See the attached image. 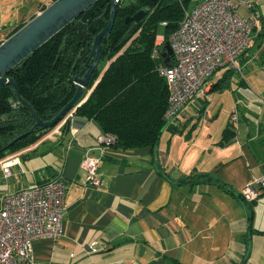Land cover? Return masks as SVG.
Wrapping results in <instances>:
<instances>
[{"label":"crops","instance_id":"crops-1","mask_svg":"<svg viewBox=\"0 0 264 264\" xmlns=\"http://www.w3.org/2000/svg\"><path fill=\"white\" fill-rule=\"evenodd\" d=\"M240 1L237 13L255 17L256 26L248 51L238 59L239 70L223 89L227 95L220 90L225 98L221 122L207 112L216 99L210 85L225 69L171 119L176 132H162L154 162L149 147H98L100 128L91 120H76L74 137L69 132L42 137L19 151L21 165L11 167L10 177L0 169V201L6 193L64 180L63 235L33 242L36 264H264V233H252L264 228L254 229L252 221L249 227L250 202L212 182H187L189 176L206 174L240 195L264 174V0ZM49 4L0 0V44ZM201 95L202 106L186 111ZM225 128L232 137L222 146ZM86 156L99 159V187L85 184L81 161Z\"/></svg>","mask_w":264,"mask_h":264},{"label":"trees","instance_id":"trees-1","mask_svg":"<svg viewBox=\"0 0 264 264\" xmlns=\"http://www.w3.org/2000/svg\"><path fill=\"white\" fill-rule=\"evenodd\" d=\"M54 1L50 0V4ZM110 1L95 2L30 54L24 64L17 65L6 75L14 79L21 98L42 122L52 120L74 97L76 85L73 77L88 59L94 37L107 25ZM201 1L118 0L110 35L101 39L100 61L76 104L75 121H93L103 133L115 136V147L123 150L149 147L150 159L154 162L162 132L165 129L176 132V128L165 120L169 90L165 79L158 74L159 68L167 66L166 57H163L164 45L177 30L183 12ZM140 10L147 11L143 19L138 23H125L127 17ZM159 27L163 29L162 35L158 33ZM18 29H14L10 36ZM160 35L163 37L157 46L160 53L153 58L155 41ZM169 59L170 65L172 57ZM238 59L237 66L240 67ZM237 71L225 69L223 76L211 83L209 90L214 92L227 88V80ZM54 127L43 129L36 126L29 111L16 98L13 88L0 86V160L35 144ZM231 137V130L225 128L218 144H227ZM187 182H212L225 192L242 198L241 194L236 195L225 184L213 181L206 174L189 176ZM252 202L254 204L255 200ZM250 221L251 211V228ZM252 233L264 231L254 230Z\"/></svg>","mask_w":264,"mask_h":264},{"label":"built area","instance_id":"built-area-1","mask_svg":"<svg viewBox=\"0 0 264 264\" xmlns=\"http://www.w3.org/2000/svg\"><path fill=\"white\" fill-rule=\"evenodd\" d=\"M240 4V0H202L183 12L177 30L169 38L172 64L158 69L169 90L167 122L189 103L215 71L239 70L237 59L249 49L251 33L256 26L255 17H242L237 13ZM162 41V38H156L153 58L160 53L157 46ZM75 109L67 112L43 138H60L67 126V132L74 137L78 132ZM235 120L233 113L230 121ZM96 143L98 147H110L116 144V138L103 133L97 137ZM19 155L20 152L0 161L4 178L11 176L12 166L20 164ZM98 163L99 159L90 156L81 161L85 184L91 187L101 184ZM254 186L264 189V174L241 191L244 200L252 202L258 197ZM64 195L65 183L58 177L1 197L0 264H36L32 256L33 242L62 237Z\"/></svg>","mask_w":264,"mask_h":264},{"label":"water","instance_id":"water-1","mask_svg":"<svg viewBox=\"0 0 264 264\" xmlns=\"http://www.w3.org/2000/svg\"><path fill=\"white\" fill-rule=\"evenodd\" d=\"M97 1L98 0H55L0 44V86L7 85L13 88L16 98L26 107L32 118L36 121V126L40 128L46 129L55 126L63 119L67 112L78 106L76 104L80 100L84 89L88 87L92 73L100 61L101 39L103 37H109L110 35L116 15L118 0L110 1V16L107 25L94 37L88 59L83 64L80 71L73 77V82L76 85V93L74 97L52 120L42 122L31 106L21 98L14 79L7 78L6 75L17 65L21 63L24 64L30 54L69 23L74 21L80 14ZM146 13V10H140L134 15L127 17L125 23H138L144 18ZM164 51L163 57H166L165 63L169 66V57L172 56V50L169 43L164 45ZM67 131L68 126L66 128V132ZM25 136L26 134L18 139ZM8 147L9 146L2 150H6Z\"/></svg>","mask_w":264,"mask_h":264},{"label":"rangeland","instance_id":"rangeland-1","mask_svg":"<svg viewBox=\"0 0 264 264\" xmlns=\"http://www.w3.org/2000/svg\"><path fill=\"white\" fill-rule=\"evenodd\" d=\"M158 33L162 35L163 29L161 27H159ZM222 92H224V94L227 95L226 90H223ZM213 94L215 95L214 97H216V99L214 100L212 105L208 108L207 114H208V116H210L211 119L216 118V115H218V122H221L225 116V112H224L225 111V108H224L225 98L223 96H221V91L213 92ZM213 94L211 93V95H213ZM202 99H203L202 95L200 96V100H198L196 98L193 99L191 104H189L185 108V110L190 111L191 109H193L195 107H197V108L201 107L202 106ZM221 100L223 103L222 107H221ZM206 117H207V115L204 116V118H206ZM259 191H260V194L263 192L260 189H258V193H259ZM260 194H258V196ZM250 203H248L246 205V208L248 209L250 205L253 208L252 226L254 229H257V228L263 229L264 228V194L259 196V198L257 199L255 204H250Z\"/></svg>","mask_w":264,"mask_h":264}]
</instances>
